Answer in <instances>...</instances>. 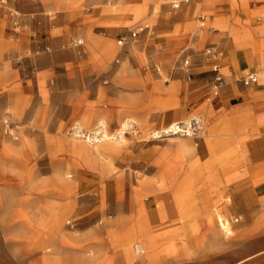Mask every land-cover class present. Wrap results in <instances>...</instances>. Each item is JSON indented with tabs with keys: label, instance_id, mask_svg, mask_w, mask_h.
Here are the masks:
<instances>
[{
	"label": "rangeland",
	"instance_id": "1",
	"mask_svg": "<svg viewBox=\"0 0 264 264\" xmlns=\"http://www.w3.org/2000/svg\"><path fill=\"white\" fill-rule=\"evenodd\" d=\"M205 1L215 2V13L195 10ZM232 1L239 0L175 9L172 0H0V264L95 256L90 245L103 242L112 220H155L159 213L179 221L209 217L225 245L209 264H264V230L245 241L235 231L258 211L248 205L264 194V173L228 172L238 152L220 142L223 134L210 137L204 119L212 105L218 117L219 108L214 76L201 73L210 67L198 52L209 43L191 44L202 31L199 16L240 22L264 5L254 0L243 13ZM138 26L149 29L132 38ZM208 26L203 31L212 32ZM184 30L191 39L178 46ZM185 52L191 80L180 69ZM256 163L264 170V158ZM250 180L256 190L234 189ZM126 247L131 259L138 256Z\"/></svg>",
	"mask_w": 264,
	"mask_h": 264
},
{
	"label": "crops",
	"instance_id": "2",
	"mask_svg": "<svg viewBox=\"0 0 264 264\" xmlns=\"http://www.w3.org/2000/svg\"><path fill=\"white\" fill-rule=\"evenodd\" d=\"M252 1L254 0L232 1V3L237 2L240 5L235 7L231 4V8L244 13L248 10L247 8ZM214 3V1H208L207 3L205 1L199 4L195 10L210 14L215 13ZM205 17L207 18V24H209L208 29L213 31L199 29L202 30L199 31L200 33L205 34L197 33L196 36L192 37L191 44L202 46L209 43L198 52L202 62H204L203 54L205 50L210 47L218 49L221 53L218 62L221 65L226 86L221 90L219 96L214 97L215 100H218L216 102L219 107L217 109L218 117L212 105L211 109L213 110L208 108L204 119L207 121L210 137L215 132L223 134L220 142L238 152V158L235 160L232 172L241 173L245 171L244 168H256V162L264 158V80L251 87H244L241 83L240 85L237 82L235 83L237 78L240 77L241 79L248 74L257 73L264 66V5L249 9L245 19L238 18L240 22L221 14L213 15L212 18ZM178 26L182 27L181 24ZM189 27L186 24L185 29ZM246 34L250 35L249 39ZM175 39L176 45L179 46L188 43L191 37L184 30ZM93 42L103 43L104 41L99 37H94ZM185 56L192 58L191 54L185 52L181 60ZM204 68H201V71ZM180 69L184 73L181 65ZM201 73H210L214 76V73L210 70ZM184 75L186 77L185 73ZM235 101H238V103H235ZM209 142L214 151L215 146L212 144L211 138H209ZM205 168L211 169V166L207 165ZM226 169L227 166H223L221 171L226 172ZM253 185L251 180L243 181L241 184H236L234 189L256 190ZM254 205L260 207L258 211L249 217L251 222L240 224L235 229L240 240L251 239L264 230V226L260 225L261 221L264 220V194L257 195L255 203L248 206ZM232 213L236 215L239 212L234 210L229 214ZM241 215V218L244 217L247 220L246 213ZM171 216L168 213H159L155 220L150 218L134 220L130 217H118L112 220L107 226L105 234H102L103 242L90 245V249L95 253V256L87 257L79 253V256L70 264H209L208 259H210L211 253L225 249L220 230L216 226L214 227V224H211L207 215L199 214L196 218L184 221H179L180 219ZM142 223L145 224L147 229L144 234L136 233L135 240L137 242L145 240L144 242L148 247L147 255L145 257L138 255L131 259L126 243L131 232L135 231ZM146 234L147 237L152 238V242L145 237ZM197 242H201V245ZM214 243H217V245H214ZM256 245L254 241L253 246ZM132 252L137 255L134 249H132ZM245 260H241L236 264H248L254 261ZM66 263L64 262V264Z\"/></svg>",
	"mask_w": 264,
	"mask_h": 264
},
{
	"label": "built area",
	"instance_id": "3",
	"mask_svg": "<svg viewBox=\"0 0 264 264\" xmlns=\"http://www.w3.org/2000/svg\"><path fill=\"white\" fill-rule=\"evenodd\" d=\"M196 1H200V0H172V6L175 9L180 8L181 5L183 4H189L192 2H196ZM199 24H200V28H205L207 25V18L205 16H200L199 18ZM148 26H138L135 30H133L131 32V37L132 38H136L137 36L145 33L148 31ZM124 42H126V38L123 37L120 40V44H123ZM78 45H82L84 42L83 40H79ZM204 61L205 64L207 66L210 67V71L214 73V82H213V96L217 97L219 96L221 90L225 87L226 85V80L225 77L222 74L221 71V65L218 62V59L221 56V53L218 51L217 48L215 47H210L207 50H205L204 52ZM181 68L184 71V73L186 74V78L187 80H191L193 74H192V69H193V61L192 58L190 56H185L182 60H181ZM261 80H264V68L262 70H260L257 73H251L246 75L245 77L240 79V83L244 86V87H251L253 85H257L260 83ZM7 132L9 131V133L11 134L12 131H14L13 129L10 128V126H7ZM238 219H235V222H238Z\"/></svg>",
	"mask_w": 264,
	"mask_h": 264
},
{
	"label": "bare ground",
	"instance_id": "4",
	"mask_svg": "<svg viewBox=\"0 0 264 264\" xmlns=\"http://www.w3.org/2000/svg\"><path fill=\"white\" fill-rule=\"evenodd\" d=\"M206 124V123H205ZM177 125L178 124H174V126H175V128H177ZM177 129H179L180 130V128H177ZM211 131V130H210ZM216 133V132H215ZM189 137L191 136V133L188 135ZM237 159V158H236ZM235 163V162H234ZM231 164L229 167L231 168L232 167V169H233V167L235 166V164ZM166 170H169L170 169V167H166L165 168ZM232 171V170H231ZM228 172H230V170L228 171ZM232 173V172H231ZM250 173H251V175H255L256 173L258 174V173H264V170H263V167H256V168H254V169H252L251 171H250ZM228 175V174H227ZM240 176H242V175H240ZM264 179V178H263ZM226 184V183H225ZM141 185H143V184H141ZM217 188H219L218 186H217ZM228 190H230V189H227L226 191H228ZM215 192V191H214ZM138 193V192H137ZM141 193V192H140ZM145 193V192H144ZM143 193V194H144ZM212 193V192H211ZM214 194H216V192L214 193ZM145 196V195H144ZM153 196V195H152ZM155 196V195H154ZM137 198V197H136ZM147 198V197H146ZM151 198V197H150ZM228 198V197H227ZM181 198H177V203H181ZM138 203H139V201H137ZM148 203V202H147ZM229 204V203H228ZM146 206V205H145ZM142 207V206H141ZM202 207V206H201ZM137 208V207H136ZM197 208V207H196ZM160 209V208H159ZM198 209V208H197ZM196 209V210H197ZM201 209V208H200ZM203 209V208H202ZM143 210H145V209H143ZM142 208L139 210V212H141L142 213ZM164 210V209H163ZM199 210V209H198ZM217 209H215V211H216ZM161 212H164V211H162V210H160ZM217 212V214L218 215H216V216H220V217H218V221L220 222V228L222 229V231H224V233L227 235V236H230L231 234H232V228L227 224V223H225L224 221H223V219H222V216H221V214H220V212H219V210H217L216 211ZM178 213V212H177ZM201 213V212H200ZM206 213L209 215V214H211L212 212H211V210L208 208V207H206ZM205 214V213H204ZM214 214V213H213ZM198 215V214H197ZM141 216V215H140ZM207 218V217H206ZM211 218V217H210ZM213 220V219H212ZM213 224V223H212ZM134 225V224H133ZM137 225V224H136ZM215 227V226H214ZM132 230V229H131ZM216 230V229H215ZM145 231H146V227H145V224H140L138 227H137V229L135 230V231H132L131 232V234H130V236L128 237V240H127V243H126V246H128V248L129 247H131L132 249H134V252H135V254H137V255H140V254H145L146 253V249H145V246H147V244L144 242L145 240H143V241H141V242H137L136 240H135V234L137 233H140V234H144L145 233ZM146 237V236H145ZM138 238V237H137ZM127 248V247H126Z\"/></svg>",
	"mask_w": 264,
	"mask_h": 264
}]
</instances>
